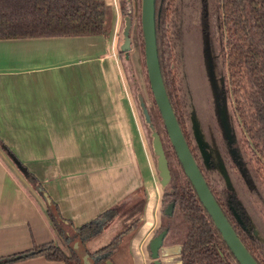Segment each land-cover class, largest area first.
Returning a JSON list of instances; mask_svg holds the SVG:
<instances>
[{
    "label": "crops",
    "instance_id": "crops-1",
    "mask_svg": "<svg viewBox=\"0 0 264 264\" xmlns=\"http://www.w3.org/2000/svg\"><path fill=\"white\" fill-rule=\"evenodd\" d=\"M117 51L103 35L0 39V140L74 228L145 180ZM144 223L125 237L107 264H152L148 242L157 224L141 227ZM106 229L83 247L92 253L108 244L116 234L87 249ZM59 240L43 200L0 145V259L47 244L68 254ZM7 264L65 263L40 254Z\"/></svg>",
    "mask_w": 264,
    "mask_h": 264
},
{
    "label": "trees",
    "instance_id": "trees-1",
    "mask_svg": "<svg viewBox=\"0 0 264 264\" xmlns=\"http://www.w3.org/2000/svg\"><path fill=\"white\" fill-rule=\"evenodd\" d=\"M124 2V0L120 1L122 12ZM174 2V0H154L157 57L171 108L217 205L253 259L257 264H264V244L253 233L248 216L242 217L245 212L240 207L241 204L234 202L240 209L239 214L243 223L249 224L248 232L244 233L240 224L225 208V190L228 188L223 176L220 173L211 176L214 179V187L219 192H223L215 196L204 172L213 170V168L214 172L215 169L219 171L213 163L208 162L205 165L202 162L187 131L185 116L178 103V93L175 92L181 76L176 52L177 41L180 37L178 8ZM106 10L105 0H0V39L107 36ZM197 20L203 32L211 31L222 39L225 87L227 92L231 93L233 114L235 113L244 130V138L250 140V143L247 140L245 143L249 152L244 148L243 153L246 154L245 157L249 156L247 164L251 177L264 194V0H218L217 7L210 15L201 11ZM141 45L143 46L142 41ZM157 113L161 120L158 110ZM161 130L169 145L171 158L180 173L178 179L171 178L168 188L163 189L160 213L166 217L164 209L172 202L173 212H177L186 225L184 237L180 242L183 264H239L213 225L190 182L186 179L169 144L163 125ZM0 145L9 153L16 167L43 200L45 215L51 227L58 237L65 241V244L68 243L69 236L79 234L81 244L84 245L87 240L97 236L110 224L140 191L145 198L143 189L139 188L90 222L74 228L69 220L61 216L57 204L42 188L40 182L15 158L1 140ZM139 222V219L133 221L102 248L92 253L85 249L91 263L107 264L111 255L120 247L125 237L138 227ZM164 228H168L169 231L168 221L160 225L155 234ZM66 247L68 254L54 244L35 247L33 250L2 258L0 264L40 254H43L47 260H59L65 264H81L69 243Z\"/></svg>",
    "mask_w": 264,
    "mask_h": 264
},
{
    "label": "rangeland",
    "instance_id": "rangeland-1",
    "mask_svg": "<svg viewBox=\"0 0 264 264\" xmlns=\"http://www.w3.org/2000/svg\"><path fill=\"white\" fill-rule=\"evenodd\" d=\"M120 1L105 0L107 5L106 31L108 34L106 37L112 40L115 49L118 50L117 47L121 42L123 16L128 15L131 18L129 32L130 48L125 55L119 51H117L116 55L118 58L119 74L122 80V95L125 102L129 104L128 106L131 109L133 120L139 132V144L142 148L144 162L141 161L139 147L136 143L135 150L140 167H145V180H143V187H141L145 198L140 191L117 215L114 223L108 224L106 233L89 243L88 250H91V247L104 245L110 237L125 230L136 219H139L142 223L145 222L141 226L144 228L148 224H150L148 228L157 224L156 230L160 225L168 221L170 229L163 240L164 245L180 244L186 230V225L177 212H173L172 210L173 213L171 212L169 216L166 215L165 217L159 210L161 208L160 202L164 188L162 189L159 184L155 161L150 149L149 131L144 125L140 114L135 96L136 91L145 99V105L151 120L155 123V130L160 136L168 160L171 178L178 179L180 172L173 158H171L169 145L161 130L162 122L160 123L161 120L153 104L147 82L143 48L141 45L140 0H124L123 12L120 8L122 7ZM174 1L178 8L180 33L178 50L181 55L184 72V80L181 77L177 85V91L175 92L178 93V103L185 116V123L191 136L194 135L193 140L195 141V137L199 138L198 140L201 142L203 150L211 155L213 164L224 175L225 180L227 179L225 181L227 187L235 192L238 201L243 205L249 216L255 235L264 244V195L260 193L253 183L246 164L239 156L238 140L241 131L233 114L227 89L223 84V79L225 83V67L222 39L211 31L207 33L202 32L198 26L197 19L199 12L204 10L207 15H210L212 10L217 7L218 0ZM223 94H225V98ZM220 110L226 114L230 130L229 137L224 136L225 134L223 135L220 131L217 119V111L219 112ZM229 158L235 163L237 170L228 161ZM168 186L165 188H168ZM113 224L114 227L112 226ZM80 242L79 234L68 237V243L73 251H75L74 247L79 249L78 244ZM59 243L61 245L68 244H65V241L61 239Z\"/></svg>",
    "mask_w": 264,
    "mask_h": 264
},
{
    "label": "water",
    "instance_id": "water-1",
    "mask_svg": "<svg viewBox=\"0 0 264 264\" xmlns=\"http://www.w3.org/2000/svg\"><path fill=\"white\" fill-rule=\"evenodd\" d=\"M130 26H131V18L128 15H124L123 26L121 28V42L117 47L118 51L124 55L130 48V37H129ZM140 33H141V41L143 44L142 48H143V56H144V65H145L149 90L152 95V99L155 104V107L159 112V116L161 118L162 125L165 129L169 144L174 151L175 157L179 162L180 167L186 179L190 182L200 203L202 204L204 209L207 211L209 217L211 218L213 225L220 233L222 240L226 243L227 247L229 248L233 256L236 258L238 263L257 264V262L247 251L243 243L237 237L232 226L228 223L222 211L220 210L219 206L217 205L215 199L213 198L206 184V181L203 178L197 166V163L188 148L187 142L183 136V133L175 117V114L171 108L162 81L159 61L157 57L155 24H154V0H140ZM179 39L177 41L176 52L180 65V76L184 80L182 60H181L180 52L178 50ZM223 84L225 86L224 79H223ZM135 96L143 123L146 126L147 130L149 131L151 154L155 161V169L157 172V176L159 178V184L163 189L169 185L171 178L170 170L168 167V161L162 146L160 136L155 130L154 124L151 120L148 109L145 105V99L141 94L137 93V91ZM223 97L225 98V94H223ZM187 111H188V107H187ZM188 116H189V112H188ZM217 119L221 129L220 131L222 132L223 135L225 134L224 136L229 137L230 130L227 124L225 112L221 110L219 112L217 111ZM186 128H187V124H186ZM187 131L189 132L188 128ZM190 137L192 138L193 144L197 148V152L199 153L202 162L205 165H207L209 158H211V155H209L208 152L203 150V147L201 145V142L198 140L199 139L198 137H195V141L193 140L194 135L191 136L190 134ZM214 166L217 168L216 165ZM219 173L221 174L220 171ZM221 175L223 176L224 181H226L227 179L225 180L224 175L223 174ZM173 205L174 204L170 202L165 207L164 213L166 215L169 216L171 214L173 210ZM166 234H167V228H164L159 233L152 236L151 239L149 240L148 250H149V257L152 261L151 263L152 264H183V260L181 257L182 244L176 243V244L164 245L163 240ZM78 246L79 249H76L74 247L75 250L74 252L79 257L81 264H92L81 242L78 244Z\"/></svg>",
    "mask_w": 264,
    "mask_h": 264
},
{
    "label": "flooded vegetation",
    "instance_id": "flooded-vegetation-1",
    "mask_svg": "<svg viewBox=\"0 0 264 264\" xmlns=\"http://www.w3.org/2000/svg\"><path fill=\"white\" fill-rule=\"evenodd\" d=\"M215 10V9H214ZM214 10H212V12L214 11ZM202 11H204V10H202ZM211 12V13H212ZM210 13V14H211ZM206 14V13H205ZM207 15V14H206ZM228 96H229V99H230V103H231V107H232V110L234 109V106H233V100H232V97H231V93L230 92H228ZM234 116H235V118H236V122H237V124H238V126H239V128H240V131H241V135H240V138H239V140H238V146H239V153H240V158L244 161V163L246 164V167H247V170H248V172H249V174H250V176H251V172H250V170H249V167H248V164H247V159H248V155H247V157H245L246 156V154H244L243 152H244V148L247 150L248 148L246 147L247 146V144H245L246 143V140H247V142H249L250 143V140L249 139H245L244 138V136H245V133H244V130H243V128L241 127V125H240V123H239V120H238V118L236 117V115H235V113H234ZM247 152H249V149L247 150ZM228 161L229 162H231L234 166H235V168H236V165H235V163L231 160V158H229L228 159ZM227 161V162H228ZM208 162H209V164H210V162L212 163V160H211V158H209V160H208ZM230 163V164H231ZM214 165V164H213ZM236 170H237V168H236ZM218 173L219 172H217L216 171V169H215V172H214V168H213V170L211 169L210 171H208V172H204V176H205V178L207 179V182L209 183V185H210V187H212L213 188V193L215 194V196H217L218 195V193L219 194H223V192H219V190L217 189V188H215L214 187V179H212V175H214V174H217L218 175ZM215 176V175H214ZM252 178V177H251ZM252 181H253V179H252ZM253 183H254V181H253ZM255 184V183H254ZM256 185V184H255ZM256 187L258 188V190L260 191V193L262 194V195H264L262 192H261V189L256 185ZM226 192V198H225V200H224V202H225V208H226V210L227 211H229V213L231 214V216L233 217V219L234 220H236L239 224H240V228H242V230H244L243 232L244 233H246V232H248V228H249V224H244L243 223V221H242V217H244V216H248V214H247V212H246V210H245V208L243 207V205L238 201V198H237V196H236V194H235V192H233V191H231L230 190V188H228V190H225ZM211 192V191H210ZM234 202H239L241 205H240V207H242L243 208V211L245 212V213H243L244 215L241 217V215L239 214V212H240V209L239 208H237L236 207V205L234 204ZM224 204V203H223ZM243 211H241V212H243ZM248 218H249V216H248ZM250 220V219H249ZM250 224H251V221H250ZM252 231H253V229H252ZM167 232H168V228H167ZM253 233H254V231H253ZM166 236V235H165Z\"/></svg>",
    "mask_w": 264,
    "mask_h": 264
}]
</instances>
